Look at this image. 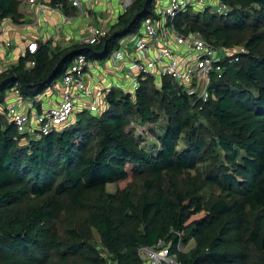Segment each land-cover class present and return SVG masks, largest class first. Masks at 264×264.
Wrapping results in <instances>:
<instances>
[{
	"label": "trees",
	"instance_id": "trees-1",
	"mask_svg": "<svg viewBox=\"0 0 264 264\" xmlns=\"http://www.w3.org/2000/svg\"><path fill=\"white\" fill-rule=\"evenodd\" d=\"M223 1L226 15L188 9L176 20L216 46L247 48L224 61L206 102L169 78L158 88L140 77L135 97L112 88L102 112L81 110L36 138L0 115V264H141L139 247L160 240L185 264H264V0ZM19 7L0 0V24L20 22ZM154 10L155 0H133L93 45L39 42L0 71V106L14 87L36 98L81 54L107 59ZM138 119L153 125V151L140 144ZM212 186L219 193L205 197ZM191 238L190 251L178 249Z\"/></svg>",
	"mask_w": 264,
	"mask_h": 264
},
{
	"label": "built area",
	"instance_id": "built-area-1",
	"mask_svg": "<svg viewBox=\"0 0 264 264\" xmlns=\"http://www.w3.org/2000/svg\"><path fill=\"white\" fill-rule=\"evenodd\" d=\"M35 2V0H30ZM76 8H82L83 0H69ZM130 1L123 3L124 11ZM44 3H39V9H45ZM192 9L196 12L207 10L218 15H226L230 6L223 0H155L153 17L147 18L137 32L123 37L117 49L108 57L109 63L115 69L123 66L129 72L131 81L128 90L132 97L140 85V77L153 78L159 87L164 78L176 82L188 94L206 102L209 99V88L213 80L225 72L224 61L233 57L239 61L247 52L245 46L219 47L206 40L198 30L187 33L180 30L176 20L182 12ZM4 24H0L2 32ZM84 43L96 44L108 32L106 25H92ZM10 46L9 41L6 42ZM3 43L0 39V54ZM39 48L37 40H30L27 51L35 53ZM179 48H182L181 50ZM93 61L83 54L74 58L59 82H52L34 99L25 98L17 87L12 88L19 103L31 102L39 106L49 92L59 94V101L42 110L36 109L34 114L13 104L0 106V115L14 123L18 132L27 133L32 138L42 132L48 133L54 128L62 127L72 122L73 116L81 110L102 112L103 97L99 91L91 88L85 79V73ZM107 62V61H106ZM35 62L31 61L30 66ZM64 91L61 94V89ZM61 94V95H60ZM100 99V100H99ZM107 103V102H106ZM182 242L178 249L183 251ZM141 264H185L179 260L176 253L170 251V244L160 240L156 245H142L138 249ZM109 264H117L110 261Z\"/></svg>",
	"mask_w": 264,
	"mask_h": 264
},
{
	"label": "crops",
	"instance_id": "crops-1",
	"mask_svg": "<svg viewBox=\"0 0 264 264\" xmlns=\"http://www.w3.org/2000/svg\"><path fill=\"white\" fill-rule=\"evenodd\" d=\"M125 1L83 0L82 8H76L75 12L68 13L67 7L62 2L53 4L51 0H35V2L20 0L21 21L14 22L11 18H7L2 22L4 28L0 32V39L3 43L0 54V71L11 67L19 57L25 55L28 42L32 39L47 43L52 50H56L83 43L92 25L104 24L110 29L117 22L119 15L124 12L123 3ZM128 1L131 4L133 0ZM41 2L46 5L45 9H39ZM102 14L105 16H100ZM7 41L11 43L10 46L6 45ZM125 70H127L125 66L121 70L112 67L108 58L102 61L95 60L85 73L86 82L91 88L99 91L100 96L105 97L104 104L106 95L112 88L126 93L125 84L122 86L121 80V73ZM63 91L64 88L61 89V94ZM59 100L58 93L49 92L37 107L30 101L22 104L16 100V93L11 89L7 92L5 104H15L29 110L33 115L36 109L42 110Z\"/></svg>",
	"mask_w": 264,
	"mask_h": 264
},
{
	"label": "rangeland",
	"instance_id": "rangeland-1",
	"mask_svg": "<svg viewBox=\"0 0 264 264\" xmlns=\"http://www.w3.org/2000/svg\"><path fill=\"white\" fill-rule=\"evenodd\" d=\"M100 16H105V14H102ZM179 49L181 50L182 48H179ZM128 76H129L128 70H125V71H123L121 73L122 86L125 84V88H124L125 92H128V90L130 88V84H131V81L128 78ZM62 78H63V74L60 77H58L55 81L59 82ZM156 86L158 88H160L159 85H156ZM103 107L104 108L107 107L106 99H105V104L103 105ZM162 112H164V111L162 110ZM77 114L78 113H76L75 116H73L72 121H75ZM165 123H166L165 118H164V116H162L161 119L159 120V122L156 123V124H153V125L155 126L154 128H156L159 133H162L164 131V128H165ZM153 125L149 124V123L148 124H142L140 122V119L134 121V127L137 129L138 134H141L142 137L144 138L143 141L140 142V144H142V146L146 147L150 151L151 150L153 151L154 148H155L154 146H157L156 136H154V134L150 131V129L153 128ZM26 142H28V141H26ZM183 146H184V141H182L180 147H183ZM125 184H126V182H122L120 185L124 186ZM106 189H107L108 192L114 193L118 189V183H116V182L109 183L107 185ZM137 190L142 192V188H141L140 184L137 185ZM211 192L215 193V194H218L219 193V189L216 188L215 186L210 187L209 189H207V191L206 190L204 191L205 197H208L210 194H212ZM93 237H94L95 244L98 246V248H100L101 246L99 244V235H98V233L95 230L93 231ZM195 245H196V241L193 238H191L189 240L188 244H186V245L182 244V248L181 249L184 252H188Z\"/></svg>",
	"mask_w": 264,
	"mask_h": 264
}]
</instances>
